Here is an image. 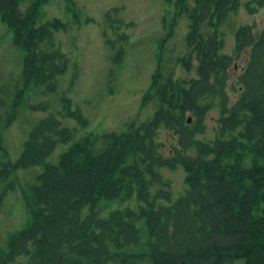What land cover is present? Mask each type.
<instances>
[{"label": "trees", "instance_id": "1", "mask_svg": "<svg viewBox=\"0 0 264 264\" xmlns=\"http://www.w3.org/2000/svg\"><path fill=\"white\" fill-rule=\"evenodd\" d=\"M48 1L33 0L23 11L25 0H0V18L24 53V89H18L4 127L15 119L29 87L55 91L67 70L68 58L54 38L64 23L39 22ZM193 2L186 8L187 44L196 55L198 77L180 81L158 69L145 99L158 104L153 119L88 135L51 163L74 132L50 115L30 131L19 159L0 169L1 180L43 167L23 193L28 221L0 245V264H264V28L255 33V25L240 27L233 53H224L217 26L241 0ZM244 53L248 61L237 81L242 91L233 101L231 70ZM213 110L215 138H200ZM69 115L87 125L82 114ZM162 128L177 135L168 152L160 141ZM163 168L185 173V191L177 199ZM13 187L0 191V214ZM126 202L135 207H123Z\"/></svg>", "mask_w": 264, "mask_h": 264}, {"label": "rangeland", "instance_id": "2", "mask_svg": "<svg viewBox=\"0 0 264 264\" xmlns=\"http://www.w3.org/2000/svg\"><path fill=\"white\" fill-rule=\"evenodd\" d=\"M258 1L241 0L239 9L217 26L224 40V53H233L235 32L241 26L255 25L257 33L264 28V5L259 6ZM32 2L25 0L21 9L26 11ZM248 4L254 9L252 13ZM193 6V0H49L42 6L39 22L58 18L64 23L55 31L54 38L68 58V68L59 77L55 91L29 87L15 119L7 127L4 124L17 89L23 87L24 53L14 45L13 32L0 18V136L6 151L0 152V169L5 163L19 159L28 133L50 115L74 132V139L60 144L48 159L52 163H57L62 152L88 135L122 131L126 124L152 119L158 104H144L143 99L159 68L163 76L172 74L177 80L197 78L196 57L193 56L189 67L185 63L190 56L187 35L191 23L186 8ZM205 30L212 32L208 28ZM247 61L248 54H242L231 70L229 92L233 101L242 91L237 81ZM233 85L239 91H234ZM43 105L47 106L46 110H32L33 106ZM70 111L82 114L87 125L83 126L69 115ZM217 118L218 111H210L206 134L200 138L214 139ZM172 132L161 129L160 141L166 143L165 152L176 143V135ZM42 170L41 166L18 170L0 180V191L14 185V189L7 191L0 215L1 246L6 245L11 233L26 225L28 215L23 193L29 190ZM161 171L170 180V190L177 199L185 191L182 169ZM124 206L135 207V203L126 202ZM236 264H245V259L237 260Z\"/></svg>", "mask_w": 264, "mask_h": 264}]
</instances>
